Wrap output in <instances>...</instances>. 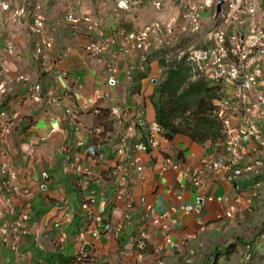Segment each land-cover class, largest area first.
Here are the masks:
<instances>
[{
    "label": "crops",
    "instance_id": "crops-1",
    "mask_svg": "<svg viewBox=\"0 0 264 264\" xmlns=\"http://www.w3.org/2000/svg\"><path fill=\"white\" fill-rule=\"evenodd\" d=\"M193 1L137 0L125 11L116 9L114 0H79V4L43 0L46 30L53 34L52 47L43 63L34 53L35 37L28 20L13 23L8 13L0 10V68L10 69L13 77L0 100V109L18 115L15 126L0 141V167L6 164L14 170L15 183L26 190L5 197L7 204L2 206L0 216V264H48L46 257L55 254L66 262L53 263L69 264L80 248L90 253L93 264H155L159 258L162 264H195L212 245L243 236L239 224L250 223L247 217L255 216L254 211L264 203V148L255 141L242 143L240 161L233 164L221 140L195 141L184 134L171 138L161 134L156 148L133 152L142 165L141 173L128 164V158L122 159L115 152L128 122L155 119L154 90L165 69L159 63L164 49L183 42L203 46V37L216 20L217 2L202 11L200 33L189 37L180 30V16ZM155 2L161 7H155ZM67 11L90 14L99 26L92 32L84 26L71 27L62 20ZM259 17L260 12L253 19L241 15L242 22L222 28L229 34H242L250 27L253 30ZM153 21L170 27L171 33L165 34L169 43L160 46L152 40L147 67L141 70L139 51L123 35ZM99 31L103 33L100 43L106 46L100 58L89 49L92 41H100L96 37ZM108 39L116 43L109 44ZM10 42L12 52L7 49ZM154 61L155 71L151 65ZM109 65L115 67L116 83L112 86L107 84ZM18 74L26 80L15 81ZM36 83L40 85L38 100L28 92ZM93 98L97 104L84 108ZM115 109L124 113L126 122L119 123L112 117ZM239 115L240 110L227 113L228 125L238 127ZM256 120L264 131V124ZM98 127L101 132L96 134L93 129ZM91 146L97 151L94 156L89 153ZM133 153L129 151V156ZM208 156L224 157L230 170L204 167L202 161ZM257 160L260 165H254ZM166 161L176 167L165 168ZM247 165L252 168L237 176L232 174L235 168ZM78 166L89 175L78 172ZM195 174L198 184L194 183ZM2 176L0 171V181ZM120 180L130 193V208L114 199ZM41 183L45 184L43 191ZM87 199L94 201L91 214L81 207ZM145 203L151 204L153 211L148 213ZM9 208L23 209L30 218L29 232L21 239L17 253L10 251L2 238L10 236L14 213ZM229 208L233 211L228 217L225 213ZM66 211L69 219L62 220L61 225L66 240L60 242L59 229L53 224ZM97 214L104 223H111V228L96 239L85 235L83 241L75 240L74 236L93 223ZM140 233L146 235L145 245L137 250L135 242ZM40 238L44 246L38 242ZM68 246L73 253L67 256L63 251Z\"/></svg>",
    "mask_w": 264,
    "mask_h": 264
},
{
    "label": "built area",
    "instance_id": "built-area-1",
    "mask_svg": "<svg viewBox=\"0 0 264 264\" xmlns=\"http://www.w3.org/2000/svg\"><path fill=\"white\" fill-rule=\"evenodd\" d=\"M79 4V0H68ZM219 0H195L189 3L181 13L182 24L180 30L189 37L196 36L201 31L200 15L202 11L213 8ZM260 0H222L221 13L215 20L213 26L205 33L203 37V46H189L186 50L179 49L176 56L177 60L184 59L186 65L190 68L193 79H203L207 82H218L224 92L219 117L223 121V140L225 151L230 155L231 162L238 164L243 151L242 143L253 140L259 147L264 148V131L258 126L256 118L264 124V13L261 12ZM116 9L129 11L137 0H124L125 6L121 7V0H114ZM155 7H161L160 2L154 3ZM0 10L8 13L9 19L13 23H20L23 19L29 22V31L35 37L34 53L41 60L46 59V53L51 49L53 44V34L46 30L44 19L43 0H0ZM260 12L261 17L256 21L253 30L248 28L244 33L232 31L230 34L223 30V25L233 26L235 23L242 22L241 15L254 18ZM62 20L71 27L84 26L88 32H92L99 26L98 21L92 18L90 14L76 15L72 11L63 14ZM53 30V29H52ZM171 33L168 26L162 25L160 21H153L146 24L143 28L128 32L123 35L124 40L130 42L132 47L139 51L138 61L141 70H145L148 63V48L154 40L160 46H167L169 41L165 39V34ZM96 37L100 41L94 40L90 43L89 49L93 54L100 58L106 46L100 42L103 39V33L99 31ZM109 44H115V39L106 40ZM7 49L12 52V44L8 43ZM169 55L166 58H170ZM107 71L110 75L107 78V84L112 86L116 83L113 73L115 67L109 65ZM11 70L0 68V100L6 94L12 81ZM26 80L25 76L18 74L15 81ZM40 85L32 84L29 89V97L38 100ZM97 104L95 98L91 99L84 108L93 107ZM240 124L238 127L228 125L227 113H239ZM94 109V113H97ZM112 117L119 123L126 122L124 113L118 109L113 110ZM18 120L15 112H9L0 109V141L11 131ZM124 120V121H123ZM93 132L99 134L101 129L94 128ZM162 134V126L156 121L145 122L143 119H137L134 122H128L124 130L121 131L120 137L116 144L115 152L122 157L128 158V164L135 168L139 173L142 171V165L133 152H146L148 149L156 148L159 145L158 136ZM94 147V146H91ZM95 148V147H94ZM96 150V148H95ZM129 151L133 155L129 156ZM97 152V151H96ZM90 155L92 154L89 151ZM94 156V154H92ZM100 158V155H99ZM204 167L214 171H228L230 166L224 157H207L202 161ZM261 161L257 160L254 165H260ZM172 165L166 161L164 167ZM252 168L247 165L243 168H235L232 171L234 176L240 175L243 171ZM78 172L89 175V172L78 166ZM2 179L0 181V216L3 215V205L7 204L6 195L12 192L26 193L21 190L20 186L15 183V172L9 169L6 164L0 167ZM116 172V170H115ZM45 178L46 174L42 173ZM194 183H199V178L195 174ZM41 191L45 190V184L39 185ZM114 199L123 201L127 208L131 207V196L125 183L120 180L116 187ZM94 201L85 200L81 207L91 214ZM147 212L153 211L151 204L145 203ZM189 208V207H188ZM14 213L9 233L10 236H2L3 242L8 249L17 253L21 243L29 232V215L23 209L9 208ZM232 208L225 213L231 216ZM128 218V215H124ZM69 213L64 212L61 220H56L53 224L58 230V239L60 242L66 240V234L61 230L62 220L68 221ZM122 225V223H121ZM111 223H104L100 214L94 216V222L84 226L74 236L75 240L81 242L85 235H90L93 239L97 238L103 231H108ZM146 235L140 233L136 238L135 246L137 250H142ZM38 235H35V239ZM94 258L89 252L78 249L69 264H93ZM52 264H61L59 262ZM155 264H162L161 258L157 259Z\"/></svg>",
    "mask_w": 264,
    "mask_h": 264
},
{
    "label": "trees",
    "instance_id": "trees-1",
    "mask_svg": "<svg viewBox=\"0 0 264 264\" xmlns=\"http://www.w3.org/2000/svg\"><path fill=\"white\" fill-rule=\"evenodd\" d=\"M259 3L260 10L264 13L262 0ZM171 49L165 48L159 59L160 65L165 69L162 80L154 90L157 96L154 101V121L162 126L165 138L184 134L195 141H222L224 126L218 115L223 97L220 83L192 80L190 68L184 59L166 58ZM262 234L264 223L257 228L253 239L237 237L228 243L218 242L202 253L201 260L195 264H264V236L260 237ZM46 260L48 264L55 260L66 262L60 254L46 257Z\"/></svg>",
    "mask_w": 264,
    "mask_h": 264
},
{
    "label": "rangeland",
    "instance_id": "rangeland-1",
    "mask_svg": "<svg viewBox=\"0 0 264 264\" xmlns=\"http://www.w3.org/2000/svg\"><path fill=\"white\" fill-rule=\"evenodd\" d=\"M262 3L264 4V0H262ZM204 13H201V16H203ZM189 45H191L190 43L188 44V42H183L180 46H176L175 48H172L171 50L168 51V53H170L171 55V58L175 59V57L177 56V52L179 49H183V50H186ZM152 68L153 70L155 71L156 70V67H157V62L154 61L152 64ZM259 208L260 209H256L254 212L257 211V214L253 217H247L248 218V222H243L241 224H239L242 228V234L243 235V239H248V240H251L254 238V235L256 233V230L257 228L264 223V203L263 205H259ZM250 219V220H249ZM43 229H41L42 231ZM264 236V234H262L260 237ZM42 246H44L45 244V241L44 239L40 238L39 241H38ZM73 253V248L72 246H68L65 248V250L63 251V254L64 255H70ZM245 259H247L245 257ZM189 260V259H187ZM186 264H190L189 261L188 263L186 262Z\"/></svg>",
    "mask_w": 264,
    "mask_h": 264
},
{
    "label": "water",
    "instance_id": "water-1",
    "mask_svg": "<svg viewBox=\"0 0 264 264\" xmlns=\"http://www.w3.org/2000/svg\"><path fill=\"white\" fill-rule=\"evenodd\" d=\"M221 6H222V0L217 1L215 6V19H217L221 13ZM89 151L94 155L96 154L94 147H90Z\"/></svg>",
    "mask_w": 264,
    "mask_h": 264
},
{
    "label": "clouds",
    "instance_id": "clouds-1",
    "mask_svg": "<svg viewBox=\"0 0 264 264\" xmlns=\"http://www.w3.org/2000/svg\"><path fill=\"white\" fill-rule=\"evenodd\" d=\"M123 6H125V4H124V0H121V7H123ZM191 73V72H190ZM192 75V74H191ZM192 80H194L193 78H192Z\"/></svg>",
    "mask_w": 264,
    "mask_h": 264
}]
</instances>
